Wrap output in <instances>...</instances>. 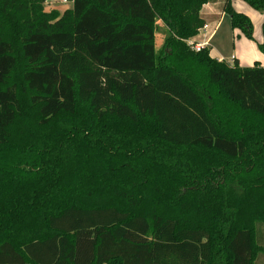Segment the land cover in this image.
<instances>
[{
	"label": "trees",
	"instance_id": "1",
	"mask_svg": "<svg viewBox=\"0 0 264 264\" xmlns=\"http://www.w3.org/2000/svg\"><path fill=\"white\" fill-rule=\"evenodd\" d=\"M43 1L0 0V264H257L264 67L193 50L211 0Z\"/></svg>",
	"mask_w": 264,
	"mask_h": 264
},
{
	"label": "crops",
	"instance_id": "2",
	"mask_svg": "<svg viewBox=\"0 0 264 264\" xmlns=\"http://www.w3.org/2000/svg\"><path fill=\"white\" fill-rule=\"evenodd\" d=\"M231 4L234 10L239 13H243L247 16L246 13L248 11L254 12L258 13L264 19V13L258 12L243 0H231ZM224 5L225 2L220 3L216 0H211L203 8L201 17L205 20L206 25L200 33L203 32L204 37L207 38H205V40L200 43H206L205 49L210 50V55L212 58L217 59L218 61H220L221 59L224 60L222 54L223 49L221 48V45L219 43H217L218 45L216 46L214 40L222 30H225L220 39L223 40L226 45L232 44V49L229 54L231 58L233 57V60L231 62L238 61L241 67H253L256 63L264 67V54L259 50V45L264 42V24L261 25L262 30H259V28H256L255 25H253V40L247 39L238 30H231L230 27H228L226 31V25L224 23L226 18H228L229 16L223 10ZM223 26L225 27L222 29ZM261 26L259 25V27ZM190 42L200 44L195 42V38H193Z\"/></svg>",
	"mask_w": 264,
	"mask_h": 264
},
{
	"label": "rangeland",
	"instance_id": "3",
	"mask_svg": "<svg viewBox=\"0 0 264 264\" xmlns=\"http://www.w3.org/2000/svg\"><path fill=\"white\" fill-rule=\"evenodd\" d=\"M216 1L220 2V3L226 2V0H216ZM42 7H43V12L44 13H51L52 14V13L56 12V13L59 14V16H61L66 10L72 8V4L64 5V4H61L60 0H53L51 3H45L43 1ZM246 14H247L248 18L252 21L253 25H255L256 28H259V30H262V26L261 25L264 24V19L258 13H254V12H249L248 11ZM224 24L226 25V31H227L228 27H230V29L232 30L231 21H230L229 17L226 18ZM157 25L159 27V31L156 34L155 44H156L157 51H160L161 47H162V44H163L164 34H165L166 29H165V26L160 21L157 22ZM259 25L261 27H259ZM224 27L225 26H223L222 29ZM200 32H199L200 35L198 34L195 37V42H197V43H200V42L204 41L205 38H207V37H204V33L203 32L202 33H200ZM224 32H225V30H222L219 33V35L216 36V38L214 40V43H215L216 46L218 45L217 43H219L221 45V48L223 49L222 50L223 51L222 54H223L224 60L227 61V62H230V64H232L231 61L233 60V57L231 58V56L229 55L230 52H231V49H232V44L226 45L223 42V40L220 39V37H222ZM18 60H19V63H18L17 73H20V71L23 70L26 67V63L24 62L22 56H20V55L18 56ZM257 264H264V255L259 256Z\"/></svg>",
	"mask_w": 264,
	"mask_h": 264
},
{
	"label": "built area",
	"instance_id": "4",
	"mask_svg": "<svg viewBox=\"0 0 264 264\" xmlns=\"http://www.w3.org/2000/svg\"><path fill=\"white\" fill-rule=\"evenodd\" d=\"M53 0H44L45 3H51ZM61 4L67 5V4H72L74 0H60ZM189 44L192 46L193 50L195 52H201L206 48V43H200V44H195L189 42ZM220 62H225L223 59L220 60ZM233 63V62H231Z\"/></svg>",
	"mask_w": 264,
	"mask_h": 264
}]
</instances>
